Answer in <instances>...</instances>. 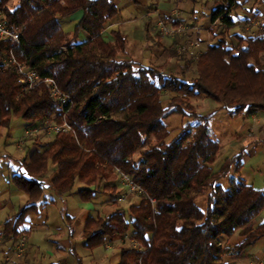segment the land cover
<instances>
[{
  "label": "trees",
  "instance_id": "1",
  "mask_svg": "<svg viewBox=\"0 0 264 264\" xmlns=\"http://www.w3.org/2000/svg\"><path fill=\"white\" fill-rule=\"evenodd\" d=\"M8 2L0 0L4 17L21 27V37L19 44L0 39V58L11 52L40 77L53 78L71 97L65 118L73 131L55 133L43 151L33 150L17 164L10 180L28 200L4 223L6 235H20L26 216L38 212L46 188L62 195L79 181L85 186L78 190L79 198L89 202L98 181H113L112 172L119 169L143 191L138 204L128 208L131 218L115 210L88 216L83 223L88 249L101 245L105 237L130 231L137 246L121 248L118 264H232L222 258L240 255L264 237V220L252 222L264 208V191L241 177L243 149L214 170L219 143L210 129L213 114H187L183 108L190 107L189 97L202 95L236 114L245 108L264 111V32L238 36L233 47L226 42L236 0H214L210 22L219 20L221 30L216 44L198 55L191 81L118 57L126 51V36L119 30L111 32L112 40L102 36L105 23L118 13L113 0H17L13 7ZM76 11L82 15L67 33L61 21ZM79 35L85 40L76 42ZM16 79L12 69H0V128L7 129L12 116L30 124L51 117L60 121L44 84L16 98ZM164 91L172 94L166 107L161 101ZM171 107L191 121L167 139L162 117ZM139 148L143 152L136 162L133 155ZM49 164L56 166V173L47 180ZM227 176L228 186L223 187L219 181ZM203 195L201 208L196 199ZM62 218L72 235V218ZM236 230L239 241L222 246L221 238ZM70 252L81 264L75 250Z\"/></svg>",
  "mask_w": 264,
  "mask_h": 264
},
{
  "label": "rangeland",
  "instance_id": "2",
  "mask_svg": "<svg viewBox=\"0 0 264 264\" xmlns=\"http://www.w3.org/2000/svg\"><path fill=\"white\" fill-rule=\"evenodd\" d=\"M117 8L119 10L118 19L120 21L119 30L122 34L126 36L127 39V46L126 51L124 53H119V58L124 59H131L138 63L139 65H145V66H152L155 69L162 71L166 74L175 75L183 80L191 81L193 78L196 77V65L195 61L197 59H194L193 56L199 55L204 49L209 41H213V39L210 36H207L206 39L203 40V46L199 43L196 45L194 42L199 40V37L193 35V31L189 29L188 24H184L188 27L187 31L183 33L182 35H174V36H168L171 38L169 40L170 42L173 41L175 37H177V43L176 45L169 46V43H165L163 40L164 38H167V36H162L158 32V22L160 20H165L167 23H171L167 17L165 18H159L157 13L150 14V17L152 18V24L156 23V30L151 32V28L149 31H146L145 29V22L147 21L146 15L147 10L149 7H156L161 6L164 3H168L170 8L177 9L181 15L185 18V20H188L189 14L192 10H198L202 12L203 15H200V18L198 19V23L196 24H190V27H197V29H194V31H199L198 28H202L204 25L209 24V16L210 13L207 11V9L199 5L198 2H195L194 0H115ZM17 0H9L7 5L9 7H13ZM211 5V0H209L208 5L206 3V7ZM176 10V11H177ZM177 11V12H178ZM255 17V16H254ZM235 18V16H234ZM190 19V18H189ZM63 24H64V31L65 32H71L73 29V26L75 24L74 19L72 16L63 18ZM257 20V19H256ZM255 20V23H256ZM155 22V23H154ZM218 21L212 23L211 22V35L215 39H217V33L221 30V25L217 23ZM149 23V22H148ZM172 24V23H171ZM216 24V25H215ZM174 25V24H173ZM155 32V33H154ZM213 32V33H212ZM262 32V31H261ZM147 33H150L148 36ZM154 33V34H153ZM80 36L78 39H80ZM234 36V35H233ZM77 39V40H78ZM201 42V40H200ZM215 43V42H214ZM237 43L236 37H230L229 36V42L228 45H231L232 47L235 46ZM148 47V48H147ZM184 48L185 52L181 50V48ZM175 50L174 54H172V50ZM188 49V50H187ZM187 50V51H186ZM263 62H261L262 64ZM264 66V63L262 64ZM135 67H138L135 66ZM172 94L170 92L164 91L161 94V101L162 105L166 107L168 104V100ZM190 107H187L186 105H183L184 111L187 114L190 113H199L204 116L212 115L210 120V128L214 131L216 136L215 138L219 142V150L216 155V158L214 162L211 164V167L214 170H217L225 160L232 158L236 154H238L241 149L242 151V161L243 165L240 170V173L242 176L251 184H253L256 188H263L264 189V144L259 145L254 149L253 146L243 148V143L240 142L237 138L233 137L232 134L234 131L239 132L240 134H243V136H249V131L245 132V122L244 124L242 122H239V119H232L229 120L228 114L224 112V110H220L218 108L227 109L226 107L222 106L221 103L216 102L215 100L202 96H192L189 97L188 100ZM247 109V108H246ZM247 111V110H244ZM245 113V112H243ZM191 117L179 114L174 111V108H167L164 116L162 117L163 122L166 124L168 130H169V136L167 139H170L174 137L179 130L182 128L183 125H185L187 122L191 121ZM248 117L245 116V120L247 122ZM26 121L22 120L21 118L12 116L10 125L7 129L1 128V139L0 143L2 146L6 144L5 146L8 147L7 149L12 151L15 150V143L17 140L18 134H20V131L22 130L23 126L25 125ZM41 131V129L39 130ZM39 131L31 136H29L26 140H30L31 144H38L39 146L46 145L50 139L54 138L52 135L55 133L52 132V134H39ZM9 135L8 139L5 138V135ZM7 140L6 143H4ZM25 140V141H26ZM18 143V142H17ZM254 152L252 153V151ZM143 152V148H139L133 155V158L137 162L140 158V154ZM3 160L0 161V167H7L8 165H4L2 163ZM19 162V161H18ZM16 164V163H15ZM50 169V167H49ZM113 175V181L106 182L105 180L100 179L98 181V191L99 195H97V199H93L89 202H83L78 195V190L82 188L84 185L76 181L74 183V186L68 193L64 195H58L55 192H53L51 189L46 188L43 191V194L46 196L45 204H42L41 202L44 200V198H41L38 201V212L37 213H29L26 216L25 223L21 226L22 227H28L30 224H37L32 229V238L34 243L38 242V239L40 237H43V234L48 232H57L58 226L64 227V224L62 223V215L66 214V206H68L69 213L76 218V232L77 234L82 231V226L78 223V220H82V214H80V211L82 207H80L81 204L79 202L85 204L86 207H89L91 204H99L100 206H112L114 207V211H125L126 216L130 217L128 208L131 205L138 204L140 201L141 194L134 192V191H128L126 187L121 184V182L118 180V175L116 172V169L112 172ZM234 176L231 172L229 176ZM229 176H227V179L224 180L222 183H226L228 185ZM237 177V175H235ZM227 181V182H226ZM108 185L109 189L103 190L104 185ZM114 190H112V187ZM13 187V186H12ZM124 196L125 201L120 202L119 197ZM206 195L200 196L196 199L197 204H200L202 207H204V199ZM11 202L16 207V205L22 204V199L19 196H12ZM98 200V201H96ZM80 202V203H81ZM13 207V208H15ZM84 207V206H83ZM89 213L91 214L90 210H93L92 208H88ZM97 209V205H96ZM88 212V210H87ZM100 213V212H98ZM264 213V210H262L259 213V217ZM9 214V215H8ZM13 212L12 210L8 208H4L0 211V224H3L4 221L11 218ZM100 214H105V212L101 211ZM47 216V225L42 226L41 222L45 217ZM84 219V218H83ZM2 234V233H0ZM4 234V233H3ZM21 235H25L21 231ZM121 237V242L118 247H135L137 244L133 241V239L130 236V231H128L123 237ZM236 236H234L235 240ZM104 242V241H103ZM221 242V240H220ZM106 243V244H105ZM105 243H102L97 249L95 250L94 254L91 255L90 249L85 248L84 240L82 242L78 240L77 242L72 241V247L76 248L78 253L82 256L81 264H93L92 257L95 256V259L98 260V256L103 257L104 255H107L108 262L110 264H113L117 260V253L118 249L115 248H106L105 245H107L108 241L106 240ZM70 259L73 261V264H77V261H74L73 257L71 256ZM236 261V264H248L249 260L242 258H237L234 260Z\"/></svg>",
  "mask_w": 264,
  "mask_h": 264
},
{
  "label": "crops",
  "instance_id": "3",
  "mask_svg": "<svg viewBox=\"0 0 264 264\" xmlns=\"http://www.w3.org/2000/svg\"><path fill=\"white\" fill-rule=\"evenodd\" d=\"M113 1L116 5V1L115 0H113ZM135 1L137 2V0H135ZM194 1L198 2L199 5H201L203 8L205 7L207 9V11H209L208 13H210L209 24L204 25L202 28H198L199 31L195 32L194 29H197V27L195 26L192 28V27H190V24L198 23V19L200 18V15H203L202 12H200L198 10L197 11L192 10L189 14L188 20H185V18L181 15V13L177 9L170 8L171 5L169 6L168 3H164L161 6H156L154 8H152V7L148 8L147 15H146L147 21L145 22L146 31H149L151 28V30H150L151 32L153 30L155 32H157L156 23L154 22L155 24H152L153 20L150 17V14L157 13L159 18L167 17V19L174 25L179 23V22L184 23V24L187 23L189 29H191L193 31V35L199 37V40L197 42L200 43L201 46H203V43H202L203 40L206 39L207 36H210L213 39V41L207 42L205 49L208 46V44H216L217 39H215V37L213 38L212 35L210 34L211 33L210 27L212 26L211 22H210V17H211L212 9L215 8L217 4L214 3V0H211V5L209 7L208 6L206 7L205 5H206V3L208 5L209 0H194ZM236 3L238 4L237 8L236 9L231 8V12H230V17H231V20H232L234 26L231 29H229L227 34H226V42L227 43L229 42V36L230 37L232 36L234 38L236 37V39L238 36L255 37V36L260 35L264 32V0H236ZM116 7H117V5H116ZM118 14H119V10H118V13L115 17H113L112 19L108 20L105 23L103 31H102V36L105 40H112L111 32L113 30H119L120 21L117 17ZM81 15H82V11H76L75 13H73L70 16H72V18L74 19L73 21H75V23H76L77 20L81 17ZM234 16H235V18H234ZM255 20H256V23H255ZM217 23L219 24V21ZM61 25H62V28L64 30L63 20L61 21ZM67 33H69V32H67ZM149 34L150 33H147L146 36H148ZM176 39H177V37H175L173 39V41L170 42L169 40H171V38L167 37V38H164L163 41L167 44H168V42H170L169 46H171V44L176 45V43H177ZM83 40H85V36L81 35L80 39L76 40V42H82ZM200 40H201V42H200ZM228 46L232 47L231 45H228ZM260 57H261V62L264 63V52H262L260 54ZM218 109L224 110V112H226V114H228L229 120L239 119V122H242L243 124L245 122L246 125H245L243 131H245V132L249 131V136H243V134H240L237 131L236 132L234 131V133L232 134L233 137L237 138L238 140H240L241 143H243V145H244L243 148L253 146L254 149H256V147H258L259 145L264 144V111L245 108L240 113L236 114L229 109H222V108H218ZM244 110H247V111H244ZM243 112H245V113H243ZM245 116L248 117L247 122L245 120ZM39 123L40 122H36V123H32L31 125L39 124ZM29 125H30V123L26 122L25 125L23 126L22 130L20 131V134H18V136H17L18 138H17L16 143H15V150L10 151L7 149L8 147L5 146L6 144H4V146H2L0 143V156H3V162L2 163H4V165H8L5 168L3 166L0 167V211L4 208H8V209L12 210L13 214H12L11 218L16 214V212L18 211V209L22 205L27 203V200H28L27 194L24 193L23 191L17 189L11 183V180H10L11 176L17 170V166H18L17 164L19 163L18 161H20L22 159H27V157L29 156V154L33 150L43 151L46 148V146L53 141V138H52V139H50V141L46 145L39 146L38 144H35V143L31 144L30 140H26L22 144L19 145L17 143L19 140V137H20L23 129L27 128V126H29ZM0 130H2V129L0 128ZM211 131H212V136L213 137L216 136V134L214 133V131L212 129H211ZM39 134L47 135V134H52V132L47 130V129H42L41 131H39ZM8 137H9L8 134L5 135L6 139H8ZM52 137H54V134L52 135ZM1 138L2 137H1V133H0V139ZM6 142H7V140L4 143H6ZM253 152H254V150L252 151V153ZM49 167H50V169H49ZM55 173H56V166L49 164L48 165V171L45 175L46 179L47 180L50 179L53 175H55ZM240 175L248 184H251L242 176L241 173H240ZM223 179L226 180L227 177L222 178L219 182L223 187H227L228 185H226V183H222ZM251 185L253 187H255L253 184H251ZM83 187H85V186H83ZM259 189H261V188H259ZM262 190L264 191L263 188H262ZM66 193H68V192H66ZM66 193H63L62 195L66 194ZM16 195L19 196L23 202L21 205L19 204V205H16V207H15L13 205V203L11 202L10 197L16 196ZM97 195H99V192L96 193V195L92 198V200L97 199L98 198ZM43 198H44V200L41 203L45 204L46 203L45 202L46 196L44 194H43ZM96 201H98V200H96ZM80 202H79V204H81L80 207H82V209L80 211V214H82V218H81L82 220H78V223L82 226V231H80L78 234L75 230V228H76V220L75 219L76 218H74V216H72V214L69 213L70 211L68 210V206H66V211H67L66 214L72 218L71 223H70V228L74 229V232L72 235H69V229L67 227V224L65 223L64 219L62 218L61 221L64 224V227H66V229L62 228L61 226H58L57 232H52V233L48 232V234L45 233V234H43V237H40L38 239L37 243H34L33 238H32V229L37 224H30L28 227H22L21 228V226L25 223L24 222L20 226L19 230L20 231L27 230L28 234L24 235L25 241H24V243H21L20 242V238L22 236L21 233L17 237H12L10 235H6L3 231L4 223L7 220H9L10 218L7 219L6 221H4L3 224H0V233H2V234H0V264H73V261L70 259V257L72 256L74 261H77V258L75 256H73V254H71L70 249H74L75 252L77 253V255L80 256L81 261H82V256L78 253V251L76 250L75 247L74 248L72 247L71 244H72V241L77 242L78 240H80L82 242V240H84L83 246L85 247V238L83 237L84 220L88 216L96 217V216H104V215L113 213L114 207H112V206H100L96 202H95V204H91L89 207H86L84 203H82V202L80 203ZM96 205H97V209H96ZM199 206L201 208H204L205 203L203 205L204 207H202L200 204H199ZM13 207H15V208H13ZM88 208L93 209V210H90L91 214H88L89 213ZM87 210H88V212H87ZM262 210H264V208ZM101 211L105 212V214H100ZM98 212H100V213H98ZM263 220H264V213L260 217L258 214L252 220V222L254 223V225H256V224L262 222ZM41 224H42V226L47 225V216L45 217V219L42 220ZM234 236H236L235 240H234ZM239 239H240V236L238 235V230H236L231 237H222L220 244L222 246H225V247H231V246L235 245L239 241ZM106 240L108 241L107 245H105L106 248H110V247L115 248L116 247V249H118L117 260H116V262L113 263V264H118L119 259H120V254H121V248H125V247L120 248L117 246L122 241L121 237H119V236L105 237L103 243H105ZM99 246H97V247H99ZM97 247L90 249L91 255L94 254ZM98 257H100V258H98V260L95 259V256L92 257L93 264H110V262L107 261L108 260L107 255H104L103 257H101V256H98ZM242 257L246 260H249L248 264H264V237L259 239L256 243L247 246L242 251V253L240 255H237V256L227 255V256H224L222 258V261L227 262V263L236 264V261L234 262V260H236L237 258H242Z\"/></svg>",
  "mask_w": 264,
  "mask_h": 264
},
{
  "label": "built area",
  "instance_id": "4",
  "mask_svg": "<svg viewBox=\"0 0 264 264\" xmlns=\"http://www.w3.org/2000/svg\"><path fill=\"white\" fill-rule=\"evenodd\" d=\"M227 7V6H225ZM219 21V20H218ZM188 27L183 23L179 22L176 25L167 23L165 20H160L158 22V32L162 36H174L182 35L187 31ZM21 37V27L18 25H11L4 17L2 7L0 6V39L6 40L10 39L16 44H19ZM196 45L199 43L194 42ZM181 50H184L182 47ZM188 50V49H187ZM186 50V51H187ZM197 56H193L197 59ZM0 69L9 70L12 69L16 74V81L20 85V93L16 96L18 98L22 93L34 90L39 84H44L47 92L54 103L57 104L60 111V121L57 122L53 117L50 119H45L39 124H33L27 126L23 129L18 144H22L29 136L37 133L40 129H47L53 133H58L60 131L67 132L73 131L72 127L67 123L65 115L67 110L72 105L71 97L61 90L55 80L51 77H40L35 69L29 68L23 61L18 60L11 52L7 56L0 58ZM118 180L123 184L128 191H134L142 194V189L131 179V177L121 170L116 169ZM120 202L125 201V197L121 196L118 198ZM150 203L154 204V199L149 198ZM25 236L22 235L20 242L24 243Z\"/></svg>",
  "mask_w": 264,
  "mask_h": 264
}]
</instances>
